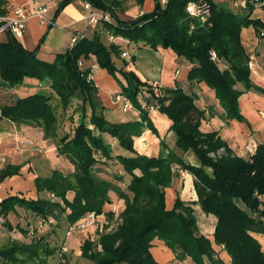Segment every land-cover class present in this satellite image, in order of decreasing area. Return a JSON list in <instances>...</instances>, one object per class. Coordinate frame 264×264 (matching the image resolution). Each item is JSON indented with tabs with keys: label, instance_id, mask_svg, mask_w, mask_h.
I'll return each instance as SVG.
<instances>
[{
	"label": "trees",
	"instance_id": "obj_1",
	"mask_svg": "<svg viewBox=\"0 0 264 264\" xmlns=\"http://www.w3.org/2000/svg\"><path fill=\"white\" fill-rule=\"evenodd\" d=\"M72 1L61 0L57 14ZM83 1L109 12L113 20L105 22L92 38L80 35L53 61L38 55L44 38L35 50H29L11 31L0 37V87L15 95L13 102L0 106V119L41 127L46 137L56 139L58 153L68 156L75 166L68 174L54 169L48 176L35 178L37 191L50 192L49 198H4L0 202L3 225L13 229L7 217L17 206L30 210L44 222H59L65 217L69 224H74L89 213L103 214L105 205L112 202L110 192L116 191L127 203L120 224L100 234L97 242L87 239L82 245L83 256L95 264H160L151 252L156 238L164 240L180 261L190 257L196 264H224L213 240L199 229L197 205L216 218L214 242L223 246L232 264H264V248L256 237L264 234V144H259L250 157L237 155L218 131L201 129L206 111L198 106L195 91L189 92L181 85L160 86V93L156 94L153 84L141 81L135 72L117 67L114 53H121L120 46L112 42L108 47L102 38L103 32L108 31L154 49H172L192 63L190 81L205 82L215 90L225 118L245 121L239 98L247 90L261 89L251 81V57L241 33L252 25L264 35V21L252 16L255 10L264 11V0H244L242 14L215 0H168L166 4L156 0L152 12L133 20L119 18L121 0ZM137 1L140 5L145 2ZM191 1L208 5L205 19L189 14L187 6ZM7 12V0H0V17ZM92 55L117 80L121 94L139 111L140 120L113 123L106 118L98 87L89 77L91 70L83 67L82 59ZM131 77L148 87L157 102L156 108L172 121L170 130L176 135L177 150L170 149L164 139L161 146L165 151L157 156L136 150L135 138L145 129L158 131L149 111L139 103V87H133ZM26 78L46 83L49 90L19 97L12 90ZM54 98L57 104H53ZM74 99L78 100L74 111L79 113L74 132L60 136L58 107L66 112ZM69 119L73 121V114ZM105 134L117 139L128 156L114 155L111 143L104 141ZM188 151L195 153L198 164L185 159L183 154ZM109 161L119 162L130 175L127 188L132 197L112 180L96 173L97 164ZM21 168L20 164H7L0 170V183L20 174ZM175 170L194 176L198 199L187 201L178 196L173 208L168 209L166 188L171 186ZM71 192L74 194L69 198ZM56 251L44 236L34 237L31 242L11 240L0 246V259L8 263L38 260L47 264V258Z\"/></svg>",
	"mask_w": 264,
	"mask_h": 264
},
{
	"label": "crops",
	"instance_id": "obj_2",
	"mask_svg": "<svg viewBox=\"0 0 264 264\" xmlns=\"http://www.w3.org/2000/svg\"><path fill=\"white\" fill-rule=\"evenodd\" d=\"M60 2L61 0H7L8 12L6 16L10 17L14 15V10L19 6H26L29 9H33L35 7H46L48 9L46 18L48 20H51L53 24H48L47 22L44 23L38 16L30 13L27 15L25 21L23 35L18 38L22 42V44L29 50H35L38 47L41 39L44 38V41L39 49L38 55L42 59L48 61H53L57 53L64 52L69 47H71V39L74 35H83L87 36L88 38H92L98 32V28L90 25L88 19L86 18L87 12L83 6V0L72 1L71 3L67 4L59 14H57V9L59 7ZM144 12V10H141L138 14H123L122 12H118L117 14L119 18L123 20H133ZM260 12L263 14H253L252 16L260 17L264 21V11L260 10ZM108 34V31H104L102 38H106L107 40H109ZM119 37L120 38L117 41H121L126 44L125 49L120 46V57L125 58L124 61L126 64V68L134 70V72L140 78H142L143 80H147L149 84L158 83L162 87L163 85L172 86L177 84L176 82L172 83L170 77L164 74L163 69L165 64L164 66L162 65V60L164 59L165 63L167 59H170L173 62L172 66L176 67V75L181 73V69L184 65H187L189 70L192 67V63H190L187 59L183 57H179L170 48H163L159 46L157 49H154L149 45H145L143 42L134 43L130 42L124 37ZM241 37L242 43L251 57V81L254 85L264 91V35H260L251 25L242 29ZM110 42L112 43V41ZM130 50H133L132 52L134 53H130ZM123 51H127L128 55L125 57L122 56ZM141 51H150L154 53V60L150 61V64L148 63L147 66H145L143 72L139 71V68L137 67V61L139 58L137 56V53ZM42 55H46V57H43ZM128 59L131 60L128 61ZM82 60L83 67L90 68L91 70L90 77L94 80L96 86L98 87L100 99L103 105L105 106V115L107 114V112L111 113L112 115L117 114L116 112L118 110V105L121 101L116 100V95L120 94L122 90L119 83L106 69L101 68L98 65L97 59L94 55L89 58H84ZM165 82H169L170 84ZM181 86L189 92L195 91L197 95L196 102L198 106L202 109H205L206 111V118L202 120L201 129L204 132L218 131L222 138L228 142L229 146L234 151V153L240 156L250 157L256 151L257 146L259 144H264L263 91L253 88L245 91L240 96L239 103L241 112L246 119L245 121H240L238 119H227L223 116L224 108L216 97L215 90L209 87L205 82H192L186 76L181 82ZM241 87L244 88V86ZM133 109L135 108L132 107L131 109L126 110L123 107V111L125 113H129ZM149 113L151 118L155 122H157L158 125L159 122H162V125H164L163 130L161 132L162 136H170L175 134L174 131L170 130L172 121L166 114L160 113V111L156 108V104H151ZM132 118L136 120L140 119L139 111L136 115L134 114ZM13 124L18 125L19 127H17V129H14L12 127L0 125V170L6 167V165L9 163L20 164L22 165V168L20 170V174L7 177L6 179H4V181L0 183V198L4 199L10 195H19L28 199H37L39 197H51L52 194L48 191H37L35 185V178L41 175V173L34 172L31 170V161L28 160L26 162V160H21L20 155H4V153L1 151L2 148H4L5 146L7 147L9 145H17V147H19L18 144H20L22 141L25 142L24 139H28L27 141H29L25 144H30L31 142H35L36 140V137L29 136V132H35L34 126L36 125L16 123ZM20 127L22 128L20 129ZM37 129L43 131L44 136V130L39 126H37ZM24 130L26 131L24 132ZM26 132H28V134ZM32 138L34 139L31 140ZM37 141H39V145L43 146L44 148H47L50 153H53V155L59 154L57 151L56 143L51 141L48 142L47 140V143L40 144V142L43 143L45 142V140L43 141L37 139ZM159 141L160 138H158L155 134H152L150 129H145L141 136L135 138L134 144L136 150L139 153L149 156H157L161 153L162 150V146L160 145ZM166 152H168V150H166ZM178 152L183 153L181 150H178ZM183 155L187 161L193 164H198V158L194 152L188 151ZM5 158H7L8 160L10 159V161L2 163V159ZM71 167L72 168L69 172L63 171L61 169L59 170L63 171L65 174H68L75 170V166L73 165V163ZM45 172H48V169ZM129 179H131V177ZM71 193L73 196L74 193ZM178 196L187 201L198 199V195L195 189L194 176L187 171L175 170L172 184L170 187L166 188V205L168 209L173 208L175 204V199ZM107 206L108 208H106ZM116 206H119L122 209H124L125 207L123 203L119 205L107 203L104 207V213L97 216L98 219L101 218L100 220L105 221L103 220L105 219V213L107 211H110L111 209L113 210V207ZM20 209L25 212V216L29 215L31 217H36V215L30 210L21 206H17L16 210L11 211L7 217V220L11 223L12 226L14 218H17V212ZM196 215L198 218V225L201 233L207 235L213 240V246L218 252L219 256L223 259L224 264H232L231 258L227 251L223 249V246L217 245L214 242L216 218L213 215H207L206 213H204L201 210L200 205L196 206ZM53 221L57 224L60 222L55 220ZM50 225H53V228L50 230L52 235H49L50 231L43 235L45 237V241H53V238L55 237L53 233H55V230L57 229L61 235L60 242L62 244L61 247L63 248V255H66L68 252H73L74 255L84 257L82 254L83 243L87 239L94 240V238L92 239L87 236V234L83 230L64 232L61 230V228H58L57 226L55 227L53 222H51ZM21 232L25 234L27 233L22 230ZM256 237L260 240L264 248V234H256ZM31 240H23L21 242H31ZM94 241L97 242L96 240ZM2 245L4 244H1L0 246ZM56 252L51 256H55L57 254ZM62 252L60 254H62ZM151 252L160 264H196L190 257L186 258L183 261L178 260L173 250L166 245L164 240L159 238H156L153 241ZM49 257L47 258V264H51ZM35 261L30 262L34 263ZM30 262L8 263L0 259V264H28ZM53 263L54 262L52 261V264Z\"/></svg>",
	"mask_w": 264,
	"mask_h": 264
},
{
	"label": "rangeland",
	"instance_id": "obj_3",
	"mask_svg": "<svg viewBox=\"0 0 264 264\" xmlns=\"http://www.w3.org/2000/svg\"><path fill=\"white\" fill-rule=\"evenodd\" d=\"M121 1H122V5H121L122 9L119 12H122L123 14L124 13L138 14L141 10H144L145 11L144 13H149V12H152L156 6V0H146V2H144L145 4L143 5H140L137 0H121ZM215 1L219 3L220 5H224V6H227L233 9L237 13L242 14L245 12L244 10L245 5H241L240 3L241 0H215ZM253 14H263V13H261L260 10H255ZM103 42L108 47H110L112 44L106 38L103 39ZM115 43L121 46L123 49L126 48V44L121 41H116ZM130 51H131L130 53H134L132 52L133 50H130ZM153 54L154 53L150 51H141L137 53V56L139 57L137 61V67L139 68V71L143 72L145 69V66H147L148 63L150 64V61L154 60ZM42 56L46 57V55H42ZM114 60H115V63L117 64V67L124 69L127 72L129 71L134 72V70L126 68V64L124 61L125 58L120 57V54L114 53ZM130 60L128 59V61ZM172 63L173 62L170 59H167L166 63H165V59L162 60V65L164 66L165 64L164 69H163L164 74L170 77L172 83L176 82L177 84L172 85V86L163 85V87L165 88L174 87L176 85H181V82L184 80V78L186 76L188 77L189 75L190 70L187 65H184L181 69V73L176 75L175 74L176 67L172 66ZM131 78H132L131 84L133 85V87H136V86L139 87V91L137 94V99L139 103L141 104L143 109L149 111L151 104L157 103L153 94L149 91L147 86H143L139 84L133 77ZM139 79L143 82H147V80H143L140 77ZM165 83H169V82H165ZM42 89L44 91L49 90L46 83H41V81L36 78H26L25 82L19 87H17L14 91L12 90V92H15L19 97H23L31 93L42 91ZM14 98H15V95L12 94L10 90L0 87V106L5 103L13 102ZM52 102L53 104H57L58 101L57 99L54 98ZM77 102L78 100L74 99L72 105L67 109L66 112L62 109L61 106L58 107V114L60 118V129H59L60 136H63L65 133L71 134L74 132V127L76 126L78 118H79V113L74 111V108ZM137 112H138L137 109H133L131 110V112L125 113L123 111V101H121L119 102V105H118V110L116 112L117 114L112 115L111 113L107 112L106 118L113 123L136 121V119H133L132 117L134 114L136 115ZM72 114H73V121L69 119V117ZM140 119H141V116H140ZM140 119H137V120H140ZM153 122L157 128L158 133H154L153 130H151V133L155 134L158 138H160V141H159L160 145H161V139H164L170 149L177 150L175 134L170 135V136H162L161 132L163 130L164 125H162V122H159V125L154 120ZM0 125L12 127L14 129H17V127H19L18 125H15L7 120H0ZM21 128L22 127H20V129ZM34 128H35V132L33 131L29 132V136L36 137V140H35L36 143L31 142L30 144H25V143H28L29 141H27L28 139H24L25 142L22 141L20 144H18L19 147H17V145H12V146L9 145L7 147L5 146L4 148L1 149L4 155H20L21 160H26V162L29 160L32 162L31 164L32 171L41 173V175L43 176L50 175L51 172L56 168L69 172L72 168L71 167L72 162L70 161L68 156L61 155V154L53 155V153H50L47 148H44L43 146L39 145V141H37V139L43 140V141L45 140V142L43 143L40 142V144L47 143V140L48 142L51 141V142L56 143V139L46 137L45 133L43 136V131H40V129L38 130L37 126H34ZM25 131L26 130H24V132ZM26 133L28 134V132ZM33 139L34 138H32L31 140ZM104 141L106 143H111L114 155L128 156L129 154L128 151L120 146V143L117 139L111 137L108 134H105ZM164 151L165 150L162 148L161 153H164ZM7 161H10V159L9 160L7 158L2 159V163H6ZM47 169H48V172H45L47 171ZM95 171L99 176L112 180L114 185L124 190V192L128 194V196L130 197L133 196L132 192H130L127 188L130 177L119 162L109 161L108 164H97L95 167ZM71 197H72V193H69V198ZM110 197L112 200L111 202L112 204L119 205L123 203L126 207V204H127L126 199L120 198L116 191L110 192ZM106 208H108V206ZM113 208H114L113 210L111 209L110 211H107L105 213V217H104L105 219H103L105 221H102L100 220L101 218L98 219V217H96V219H94V221L91 223V220L88 219V222L90 224H88L85 228L78 229L75 231L83 230L87 234V236H89L92 239L94 238V240L97 241L100 234L116 229L121 222V213L123 212L124 209H122L119 206H116ZM109 212H112V215H110ZM24 214L25 212L22 209H20L17 212V218H14V221L12 223L13 224L12 230L2 225V227L0 228V245L5 244L11 240L29 241L33 239L34 237H41L53 228V225H50L51 222H53L55 227L57 226L58 228H61V230L64 232L66 231L71 232V229H70L71 224H69V222L67 221L65 217H63V219L57 224L52 219L44 222L38 217H33V216L31 217L29 215L25 216ZM85 217H88V214L85 215ZM32 227L34 228L33 234L30 232ZM22 229L26 230L27 233L25 234L21 232ZM49 235H52L51 231ZM53 235L55 237L53 238V241H49V244L52 247L57 248V252H56L57 254L55 256L49 257L51 264H52V261L54 262L53 264H57V263H60V264H95L93 261L88 260L82 256L74 255L73 252H68L66 255H63L64 254L62 252L63 248L61 247L62 244L60 242L61 235L57 229L55 230V233H53ZM61 252L62 254H60ZM191 261H187V262H191ZM28 264H40V263L38 260H36L34 263L30 262Z\"/></svg>",
	"mask_w": 264,
	"mask_h": 264
},
{
	"label": "built area",
	"instance_id": "obj_4",
	"mask_svg": "<svg viewBox=\"0 0 264 264\" xmlns=\"http://www.w3.org/2000/svg\"><path fill=\"white\" fill-rule=\"evenodd\" d=\"M162 4H166L168 0H160ZM241 5H245V1L241 0ZM84 9L86 10V18L89 21V24L102 29V26L105 22H110L113 20L112 15L109 12L103 11L101 9H98L93 6V4L89 1H84L83 3ZM187 11L189 12L190 15L192 16H200L203 19L207 17L209 14V8L208 5L205 2H195L191 1L189 2L187 6ZM48 12V9L46 7H35L33 9H29L26 6H19L14 10V15L12 17L10 16H1L0 17V37L7 31H11L17 38H20L23 35V30L25 26V21L27 18L28 14H34L38 16L42 22H47L48 24H53L51 20H48L46 18V14ZM78 35H74L71 39V46L77 41ZM108 38L112 42H116L120 37L116 36L114 34L109 33ZM128 52L123 51L122 56H127ZM214 58L216 57L215 54ZM82 65V62H80ZM154 90L156 94L160 93V85L158 83L153 84ZM116 100L117 101H123V107L126 110H129L133 107L132 102L126 98L123 94H117L116 95ZM3 199L0 198V202ZM98 215L95 214L94 212L89 213L88 217H82L79 219L77 222L74 224H71L70 229L71 231H75L78 229L85 228L88 224V219L91 220V223L96 219ZM5 218L4 215L0 212V228L4 224ZM30 232L33 234L34 233V228L30 230ZM65 250V248H64Z\"/></svg>",
	"mask_w": 264,
	"mask_h": 264
}]
</instances>
